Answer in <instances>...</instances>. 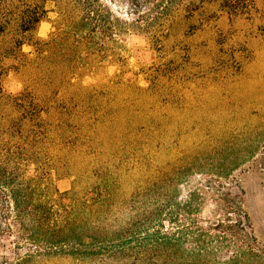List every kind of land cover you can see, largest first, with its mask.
Instances as JSON below:
<instances>
[{
	"label": "rangeland",
	"instance_id": "rangeland-1",
	"mask_svg": "<svg viewBox=\"0 0 264 264\" xmlns=\"http://www.w3.org/2000/svg\"><path fill=\"white\" fill-rule=\"evenodd\" d=\"M103 1L122 24L77 78L100 92L82 121L66 87L53 85L69 58L35 48L55 31L54 6L24 32L35 0H0V231L13 221L12 191H102L109 198L93 221L131 225L132 251L106 261L47 253L29 264H181L198 254L206 264H264V0ZM159 223L188 230L180 247H143ZM2 234L0 263L18 243Z\"/></svg>",
	"mask_w": 264,
	"mask_h": 264
},
{
	"label": "trees",
	"instance_id": "trees-1",
	"mask_svg": "<svg viewBox=\"0 0 264 264\" xmlns=\"http://www.w3.org/2000/svg\"><path fill=\"white\" fill-rule=\"evenodd\" d=\"M171 1L173 0H166L167 3ZM35 2L32 17L26 21L27 23L31 21L34 29L26 27V23L22 29L24 32L36 30L49 13L47 5L54 6V12L57 13L55 31L48 40L40 41L36 47L32 46L40 56L49 53L51 49H58L69 58L64 65L67 73L65 81L56 79L53 85L58 88L61 85L66 87L68 106L74 111V117L83 121V118L79 117V110L85 109L100 92L95 86L81 85L77 78L92 67L94 58L117 41V31L122 21L103 0H35ZM161 4L159 2L153 5L151 10H161ZM194 4L195 2L188 1L187 9ZM30 8L28 7V10ZM238 8L236 12L240 13L247 6L241 5ZM142 19L143 16L138 15L134 21L137 23ZM123 24L129 25L127 22ZM24 44L25 42L20 43L21 48ZM100 194L94 199L81 198L73 192H65L58 193L57 197L44 199L42 196L36 197L34 193L12 191L7 195L11 205L5 212V218L9 220L12 217L13 221H8L0 234L3 233L2 236L5 237H16L18 243L15 242L16 245L12 249L13 257H3L0 264H29L39 255L47 253L68 254L77 258L99 257L103 261L125 256L132 251V241L136 232L131 225L113 231L99 225L98 221H93L95 216L100 215V209L106 203L104 200L109 198L108 193L106 195L100 191ZM201 206L202 203L196 210L199 211ZM159 226L153 233L148 231L147 241L143 247L171 250L176 246L180 247L188 235V230L179 228L176 231H164L161 230L162 223H159ZM20 240H23V243ZM181 262V264L207 263L201 254L190 258L182 257Z\"/></svg>",
	"mask_w": 264,
	"mask_h": 264
}]
</instances>
